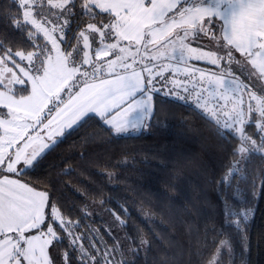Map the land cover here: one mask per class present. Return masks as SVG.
<instances>
[{
  "label": "snow or ice",
  "instance_id": "snow-or-ice-1",
  "mask_svg": "<svg viewBox=\"0 0 264 264\" xmlns=\"http://www.w3.org/2000/svg\"><path fill=\"white\" fill-rule=\"evenodd\" d=\"M12 6L16 8L15 17L5 14L11 30L23 35L28 29L24 40L31 42L34 50L13 52L0 40V264H56L49 256V248L65 239L69 243L62 254V264H102L101 257L103 264H113L109 255L121 245H113L102 254L94 243L86 248L79 243L85 237L73 232L79 222L66 220L48 191H37L10 175L40 167L47 153L62 142L59 138L80 127L90 118L89 113L98 115L114 134L120 135L129 128L148 126L143 114L154 110L153 93L167 88L165 95L171 101H187L195 85L189 88L185 82L167 80L164 71L168 66L153 63L164 56L163 51H157L160 47L178 53L180 60L187 54L189 59L206 61L218 69L205 73L195 68L187 75L195 80L199 73L216 89H224L212 93L217 101L213 108L208 107L203 92L195 97L203 119L240 140L231 149L234 159L221 182L230 184L234 177L247 182L250 158L260 155L264 159V0H84L75 11L76 0H12ZM94 9L110 14L104 17L108 22L102 18L72 33L76 17L95 19L98 13ZM41 33L44 44L36 42ZM73 39L75 44H71ZM204 39L208 51L190 46ZM124 42L126 46H121ZM62 44L71 45L70 50L62 49ZM24 61L27 66L21 67ZM105 74L110 78H102ZM157 77L164 81L159 88ZM29 84L30 92L18 96L17 91L27 92ZM80 84L84 86L72 96V90ZM181 89L185 95L179 94ZM65 90L70 95L68 102L63 108L56 107V115L48 118L52 108L62 102ZM137 95L141 98L136 99ZM112 112L117 115L112 116ZM130 113L136 114L134 119H118ZM252 120L256 121L253 135L259 136V144L246 134ZM237 156L239 159H235ZM70 171V167L63 170L64 174ZM252 187L255 188L254 180ZM260 187L264 191V168L260 169ZM49 206L50 213L46 211ZM247 217L245 211L244 219L235 222L238 232ZM116 221L127 226L118 215ZM44 224L47 229L41 231ZM32 230L37 235L26 234ZM148 243L141 239L137 248L121 251L125 258L119 264H136L135 257L142 248L146 250ZM226 246L231 257L234 249L230 241L222 240L207 264H221ZM197 255H203V249Z\"/></svg>",
  "mask_w": 264,
  "mask_h": 264
},
{
  "label": "trees",
  "instance_id": "trees-1",
  "mask_svg": "<svg viewBox=\"0 0 264 264\" xmlns=\"http://www.w3.org/2000/svg\"><path fill=\"white\" fill-rule=\"evenodd\" d=\"M83 2L76 0L74 11ZM94 12L98 13L95 19L77 16L71 32L110 16L98 9ZM6 13L16 15L12 0H0V40L13 52L33 51L32 43L24 40L28 29L23 35L12 31ZM36 42L45 43L41 34ZM75 43L73 39L71 44ZM62 47L70 50L71 45ZM26 93L17 91L18 96ZM170 101L154 93L148 126L135 134L116 135L98 115L89 113L80 127L59 138L62 142L47 153L40 167L16 175L48 191L64 218L79 222L74 234L87 235L95 227L104 231L109 222L116 230L106 236L125 253L146 239L149 243L135 257L136 264H207L222 240H229L234 251L230 257L226 246L221 264H264V191L260 187L264 159L250 158L247 182L234 177L230 184L222 183L234 159L231 149L240 140L203 119L196 107ZM255 129L252 120L246 134L259 144ZM69 167L71 171L64 174ZM46 211L50 213L51 207ZM245 211L248 217L238 232L235 222L244 219ZM117 215L126 220V227L116 221ZM68 243L65 239L49 248L56 264H62ZM202 249L203 255H197Z\"/></svg>",
  "mask_w": 264,
  "mask_h": 264
},
{
  "label": "crops",
  "instance_id": "crops-1",
  "mask_svg": "<svg viewBox=\"0 0 264 264\" xmlns=\"http://www.w3.org/2000/svg\"><path fill=\"white\" fill-rule=\"evenodd\" d=\"M216 28L217 29L219 28V24L216 25ZM113 42H115V41H113ZM126 44H127V42H124L122 44V46H126ZM206 44H207V40L204 39V40H200L198 42L194 41L190 44V46L193 48H203L204 51H208L209 49H208V47H206ZM157 51H163L164 56H162L159 60L154 61L153 63L158 64V65H167V66L171 67L172 63H166V62H168V61L178 62V66L180 68L178 73H174L173 71H166V70L164 71V76H166V78L169 79V81L173 80V78H174L175 80L187 83L189 88H192L193 85H195V90L191 93V95L189 96V99L187 101L181 100L182 102L194 106L195 104L193 105V103L190 100L191 99L195 100L197 93L203 92V95L205 97V100L207 101L208 107L213 108L216 106L217 101H216V98H214V96L212 95V93L215 91H221L222 92V91H224V89L223 88L216 89L215 86L210 84L207 80L201 79L199 73H196V78H195V80H193L192 77L187 75V71L190 69L199 68V69H203L205 71V73H210L212 71H218V69H216L214 66L210 65L206 61L189 59V56L187 54L184 56L183 60H180L178 57V53H176V54L170 53L169 51H167L163 47L158 48ZM149 54H151V53H149ZM94 56H95V53L92 56L93 59H94ZM173 56H176V58L173 59L172 58ZM236 56H237V58H240L239 53H236ZM149 66L151 67V64ZM144 75H146V73ZM225 86L227 87V85H225ZM180 94L185 95V93L183 92L182 89L180 90ZM164 96H166V95H164ZM167 97H169V96H167ZM139 98H140V96H138V97L136 96V99H139ZM244 99H245L244 107H245V111H247V97H245ZM219 103L223 104L224 101L221 100V101H219ZM228 106L231 107V104H229ZM253 106H254V102H253ZM198 110H200V109H198ZM252 115L258 116V113H254ZM253 122L256 126V121L253 120ZM10 176H13V175H10ZM26 234L37 235V232L35 230H32L30 233H26ZM22 264H26V262H22Z\"/></svg>",
  "mask_w": 264,
  "mask_h": 264
},
{
  "label": "rangeland",
  "instance_id": "rangeland-1",
  "mask_svg": "<svg viewBox=\"0 0 264 264\" xmlns=\"http://www.w3.org/2000/svg\"><path fill=\"white\" fill-rule=\"evenodd\" d=\"M50 27V26H49ZM41 35L43 36V34L41 33ZM57 36L59 35L58 33L56 34ZM109 43H112L113 41H108ZM49 45H50V48H51V44L49 43ZM122 46V45H121ZM61 48L63 49V47H62V45H61ZM132 51L133 52H135V47H133L132 48ZM170 53H172V52H170ZM93 54H94V52L93 53H90V55H92L93 56ZM173 54H176V53H173ZM55 55V53H53V56ZM110 58L111 59H115V56H112L111 54H110ZM94 59H95V56H94ZM102 60H103V58H101ZM138 59V58H137ZM131 61H132V58L130 57L129 58V63H131ZM17 62L19 63V59L17 58ZM25 62H27V61H24V63L23 64H21V67H26L27 66V64L25 63ZM105 63H106V61H104ZM166 63H172V66L171 67H167V69H166V71H173L174 73H178L179 72V66H178V62H175V61H168V62H166ZM9 67H13L11 64H9ZM86 68L88 67V66H85ZM137 70H139V66L137 67ZM161 69L160 68H157L156 69V71H160ZM13 71H15L18 75H22L21 73H19V70L18 69H16V68H14L13 67ZM106 76V74L103 76V77H105ZM145 76H147V74L145 75ZM166 77V76H165ZM168 81H169V79H167ZM173 80H174V78H173ZM157 83H156V87L157 88H159L160 86H161V84L162 83H164V81L160 78V77H157ZM80 87H83V84H80L78 87H76V88H74L73 90H72V92H71V95L72 96H75L76 95V93H78L79 92V90H80ZM167 87L168 88H170V87H172V85L169 83L168 85H167ZM30 90H31V85L29 84L28 85V91H27V93L26 94H24V95H27L28 94V92H30ZM165 92H167V88H165V91L164 92H159L160 94H163V95H165ZM180 94V93H179ZM181 95V94H180ZM61 96H62V102L61 103H58V104H56V106L55 107H53L52 108V113H51V116H48V113L46 112L45 113V115L46 116H48V118H51L52 116H55L56 115V107H60V108H63V106H64V104L65 103H67L68 102V100H69V98H70V95H69V92L67 91V90H65V91H63L62 93H61ZM139 95H137V97H138ZM141 98V97H140ZM139 98V99H140ZM192 103H193V105L195 104V100L194 99H191L190 100ZM195 106V105H194ZM125 107H127V104H125ZM196 107V106H195ZM4 110H5V113L7 112V109L6 108H4ZM122 111V110H121ZM3 112V111H2ZM117 115V113L116 112H112V116H116ZM135 113H130L127 117H124V116H120V117H118V119H121V120H123V119H134L135 118ZM150 116H151V114H148V113H144L143 114V119H144V122L147 124V122H148V120H149V118H150ZM109 119H111V116L109 117ZM103 120V119H102ZM45 123H47V119H45V121H44ZM103 122H104V120H103ZM107 125V124H106ZM146 129V127H143V126H141V127H137V128H135V129H133V128H129V130H128V132H126V133H122V134H120V135H124V134H135V133H138V132H140V131H142V130H145ZM255 131H256V129H255ZM10 178H12V179H17V180H19L21 183H25V184H27L29 187H33L35 190H37V191H45V190H42V189H39V188H37V187H35V186H33V185H31L30 183H28V182H26L25 180H22L21 178H19V177H17L16 176V174H14L13 176H10ZM107 224H108V226L105 228V230L103 231V230H101V229H97V227H95V228H93L92 230H97V231H89L88 230V234L87 235H83L84 237H87L86 238V243L88 244L87 246H85L86 248H88V247H90L93 243L99 248V250H100V253L102 254L103 252H105V251H108L109 249H111L112 248V246L113 245H117V244H112V243H110V241H111V238H109V237H107L106 235L107 234H109V233H113V231L115 232V225H112V224H110L109 222H107ZM45 225V224H44ZM43 225V226H44ZM46 229H47V227H44V228H42L41 229V231H46ZM74 232V231H73ZM75 235H80V233H78V234H75ZM107 238V239H106ZM119 240V239H118ZM79 243H81V244H83L82 243V240L79 242ZM228 248V247H227ZM121 251H123V250H121V248L117 251V252H114V253H110V255H109V259H111V260H113V261H115V263L116 264H119V262L121 261ZM101 259L103 260V258L101 257Z\"/></svg>",
  "mask_w": 264,
  "mask_h": 264
}]
</instances>
